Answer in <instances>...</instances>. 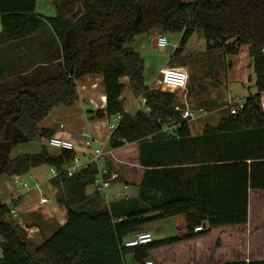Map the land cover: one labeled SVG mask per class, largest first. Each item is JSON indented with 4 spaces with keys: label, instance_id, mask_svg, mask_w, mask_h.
Segmentation results:
<instances>
[{
    "label": "trees",
    "instance_id": "obj_1",
    "mask_svg": "<svg viewBox=\"0 0 264 264\" xmlns=\"http://www.w3.org/2000/svg\"><path fill=\"white\" fill-rule=\"evenodd\" d=\"M36 4L37 0H0V176H24L41 166L55 168L57 174L49 181L67 219L37 242L27 230L33 225L23 226L12 212L19 200L6 203L0 198V264H145L154 249L206 234L213 226L246 224L247 171L243 197L231 193L235 189L232 177L226 196L220 173L206 165L200 166L194 194L183 185L187 170L182 166V188L169 198L155 195L161 165H169L170 147L191 136L189 119L175 110L180 103L176 92L152 89L145 83L144 59L127 44L141 34L180 33L174 60L182 57L195 32L202 34L209 51L238 54L248 45L257 92L246 98L238 114H230L207 132L261 126L264 0H53L55 16L37 13ZM91 73L103 76L107 104L87 113L91 119L121 115L111 133L110 148L138 143L140 164L146 170L137 196L111 201L108 206L97 192L88 193L97 165L68 175L75 150L51 153L43 146L38 153L11 157L21 143L53 138V131L40 127V122L55 107L73 106L79 100L77 81ZM124 76L133 93L145 99L148 113L126 112ZM168 171L165 168V175ZM169 217L175 219L177 235L135 247L125 245L152 223ZM201 225L205 230L196 233L195 227ZM129 253L134 258L128 261ZM212 264H264V260Z\"/></svg>",
    "mask_w": 264,
    "mask_h": 264
},
{
    "label": "crops",
    "instance_id": "obj_2",
    "mask_svg": "<svg viewBox=\"0 0 264 264\" xmlns=\"http://www.w3.org/2000/svg\"><path fill=\"white\" fill-rule=\"evenodd\" d=\"M45 10L46 9L41 8L40 0H37L36 12L44 16H53L52 14L56 11L53 0L52 7L49 8V11ZM1 29L0 20V32ZM195 33L199 34L200 32ZM195 33L192 35L191 39L194 38L196 35ZM180 38L181 34L179 33L176 49L179 46ZM189 45L190 41L185 49ZM208 53L209 56H206L207 63L200 67H192V64L191 66L188 65L189 61L184 58L176 60L172 58L169 62L172 67H191L190 80L186 89L187 91L185 90L186 93L184 95V99L189 102L195 115L193 119H189V128L191 132L190 138L182 141L181 143L174 142L169 149L170 152H167L168 154L171 153L170 160L166 162L169 165H161V198H169L175 195V193L179 191L178 189L182 188L180 185V181L182 179V174H180L182 166L186 168V174H189L190 195L195 193L196 177L199 173L200 166L202 165L209 166L208 169L210 171L212 170L220 173L222 183L225 184V188H223V190L226 196H228L229 193L227 191L228 181L232 177L235 189L231 193L237 198H239V194L242 197L244 195L243 178L247 171L249 176L248 222L246 224L213 226L206 234L198 233L197 237L193 239L184 240L170 246L152 250L150 252L151 256L156 257L158 256L157 252L160 249H164L166 247H176L177 245L188 246L189 252L187 255L185 254L180 259L171 258L170 261L162 259L163 261H161V264H212L238 260H264V256L251 258L241 251L240 252L242 254L240 255L242 257L232 260H222L218 257L214 258L215 249L210 250L211 252L209 257L213 258L212 260H200L203 255H197L195 253V251H202L201 244L204 240L211 236L212 232L215 231L219 233V236L221 235L223 240H227V243L230 244L232 241L237 247H247L248 245L264 248V125L251 126L231 133H218L214 131L207 132V130L216 128L225 117L230 115L231 105L244 103L250 94L257 92V88L255 87L256 75L254 73L252 59L249 55V46H242L238 54H224L220 51H208ZM221 55H223L224 61L220 59ZM197 72L201 73L200 82L196 81ZM254 78L255 80L252 83ZM123 83L125 84V90L127 93H125L124 90L122 99L124 100L126 112L130 113L132 105L129 104L127 108L125 104L129 98L134 99L135 97L132 102H137L138 100L141 101L142 104H145V99L142 96L137 97L133 93L129 85L128 77L125 78ZM77 84L79 100H77L73 106H59L53 108L51 111L58 116L57 120L60 119L61 121H57L52 118H44L40 122V127L52 130L54 134L53 137L55 138L73 142L75 144V151L76 147L79 145V139L74 137L73 130L81 131V137L83 132L90 131L100 139L102 146L106 151H108L111 149L110 136L112 131H110L109 126L112 123L110 122V119H91L90 114L87 113L90 109L99 110L106 108L107 99L103 76L101 74H87L81 77L77 81ZM240 84L247 87L248 93L244 95L243 101L236 103L233 101L231 102L234 96H231L230 93H238L237 87ZM153 89H158V87H154ZM261 102L264 109V92L261 95ZM145 107L146 108L141 111L148 113L149 108L146 104ZM165 129L170 132L173 131L172 127H166ZM44 140L45 143L43 146L47 147L48 140ZM87 149L88 148H86L85 145L82 148L84 152L88 151ZM133 157H138V161L140 162V147L138 143H127L121 148L113 149V156L107 157L106 159V163H108L111 168H115V171L121 175L120 179H118V181H116L112 186L115 188V192H126L131 197L138 194L139 185L143 179V175L139 177L136 185L131 186L128 184L129 182L127 183V181L130 179L128 172L133 169L129 168V164H125V161L122 162L119 158ZM163 159L164 156L161 152V162H163ZM182 161L185 163L180 165V162ZM165 168L169 169L168 175H165ZM138 169L143 172L142 167ZM48 171L49 168L47 172ZM209 178L211 179V176H209ZM117 186H121V188ZM18 193L12 194L11 200L17 196ZM42 193L49 198L51 195L56 196V189L51 185L49 180L43 182ZM40 195L41 193L37 191H34L33 193L31 192V194H22L17 205L20 214L23 212L27 213L38 211L40 215L39 218L48 220V223L51 222L49 225L53 226V229L56 225H63L67 219L66 210L58 205L56 201H54L53 205H50L51 198L49 203L40 205ZM32 199L37 200L36 206L27 208V206L31 205L29 203ZM169 219H173L175 221L174 217L161 219L159 221ZM22 220L23 219H21V221ZM253 221L256 222L255 226H253ZM32 225L33 231L35 233L39 232V226L34 224ZM149 231L152 232L150 225ZM231 231H233L232 234L230 233ZM244 231H250V238H247V236L245 237L242 234ZM243 239H247L246 242ZM240 241L242 242L239 243ZM247 241L250 242L247 243ZM191 246L194 247L193 250ZM196 248H198V250ZM161 252L163 253L164 250H161ZM219 255H227V253L221 252Z\"/></svg>",
    "mask_w": 264,
    "mask_h": 264
},
{
    "label": "rangeland",
    "instance_id": "obj_3",
    "mask_svg": "<svg viewBox=\"0 0 264 264\" xmlns=\"http://www.w3.org/2000/svg\"><path fill=\"white\" fill-rule=\"evenodd\" d=\"M40 6L42 9H46L45 11H49V8L52 7V0H40ZM54 13L52 14L53 16L56 15V11H54ZM159 34H162V33H159ZM195 34L196 35L194 36V38L190 40V45L182 52L181 58L187 59L189 61L188 65L191 66V64H192V67H200L203 64L207 63L206 56H209L208 55L209 50H208L206 40L204 39L202 34H200V33L199 34L195 33ZM165 35H167V38H168V45L165 48L154 47L153 38L157 36L156 33L138 35L136 37L135 41L127 44L128 47H132L138 53H140V55L143 57L144 63H145V72H144L145 83L148 86H150L152 89L154 87H158L156 79L160 76V71L165 67L171 66L169 64V62L173 58L174 51L176 50V47H177L176 44L178 43V39H179V33H167ZM220 59L223 60V55H221ZM186 69L189 71V73H191V67H189V68L187 67ZM200 74H201L200 72H197V80L196 81H198V82H200V80H201ZM125 78H127V76L122 77L121 81L123 82L125 80ZM254 80H255V78L252 80V83ZM237 90H238V93H235V92H234V94L230 93L231 96H234V98H233V100H231V102L233 101L234 103H236L239 101H243L244 95H246L248 93L247 87L243 86L241 84L238 85ZM186 91L184 90V91H177L176 92L179 101L184 99V95H185ZM125 93H127L126 90H125ZM220 95H221V93H220ZM134 99H135V97H134ZM134 99L129 98L127 100V102L125 103L127 108L129 106V104L132 105V109L130 111L131 114H135L137 111L144 110L146 108L145 104H142L141 101L137 100V102H135V101L132 102V100H134ZM233 105H235V104H233ZM45 118L46 119L52 118L54 120H57L58 116L55 115L54 112H51ZM114 119H115V117H112L110 119V122L113 123ZM57 121H61V120L58 119ZM62 122L65 123L64 121H62ZM81 133L82 132L79 130H73L74 137L79 139V145H78L79 148L76 147V155L80 156V158L84 160L89 156L90 150L87 149L88 151H86V152L83 151L84 149L82 150V148L84 146V140L81 137ZM44 143H45L44 139H37L35 141L21 143V144L17 145L12 150L11 157H17V156H20L23 154H29V153H31V154L32 153H38L41 151ZM47 148L51 153H56L59 151V148L53 147L49 144L47 145ZM81 151H83L84 153ZM119 159L122 162L125 161L124 163L129 164L128 167L133 169V170H129V172H128L130 179H129V181H127V183L129 182L128 184H130L131 186L136 185L139 177L142 175L144 177V173L146 171L145 167H143L140 164V162L138 161V157L119 158ZM140 167L143 168V172L140 169H138ZM112 169L115 171V168H112ZM47 170H48L47 166H41L37 169L31 170L29 173L25 174L23 178L25 180H28L29 183H31L30 177L33 178V176H34L36 179L40 180V182H42V185H43V182L47 181L49 178ZM116 173H118V172H116ZM120 177H121V175L118 174V179H120ZM34 180L35 179H33L32 181H34ZM159 180H160V182L158 183L159 188H158V190L155 191V195L157 197L161 196V179H160V177H159ZM183 181H184V184H183L184 186H187V185L189 186V174L188 173L183 176ZM117 187L121 188V186H117ZM93 192H94V187L89 186L88 187V193H93ZM113 192H115L114 187L109 189V193H113ZM15 193H18V188L14 184L13 178L9 175H1L0 176V194H1L0 198L4 202L10 203L11 202V196H12V194H15ZM27 194H29V193H27ZM135 196H137V194ZM50 198H51L50 205H53L54 201H55V196L51 195ZM29 204H31V205L27 206V208H31L32 206H36L37 200L32 199ZM45 204H47V203H45ZM105 205L108 206L109 204L107 203ZM24 206H26V205H24ZM17 210H18V208H17ZM18 214H19V221H21V219H23L21 221L23 223V226L32 225V224H36L39 226L41 231L39 230V232L35 233L32 229L33 233L31 235V236H33V240H35L37 242H40L44 237L49 236L51 233H53L54 230H56L58 228V225H56V227L53 229V226L49 225V224H51V222L48 223V220L40 219L39 218L40 215H39L38 211L27 212V213L23 212L22 214H20V212H19ZM255 224H256V222L253 221V226H255ZM150 227L152 230V235H153L154 240H161L162 238L172 237V236H175L178 234L177 229H176V224H175V221L173 219L164 220V221H157L155 223H152L150 225ZM31 228H33V227H31ZM147 230H149V226H148ZM232 232L233 231H231L230 233L232 234ZM242 234L245 237L247 236V238L248 237L250 238V231L249 232L244 231V232H242ZM251 235H252V233H251ZM243 240H245V242H246L247 239H243ZM241 242L242 241H240L239 243H241ZM248 242H250V241H247V243ZM0 243H1V237H0ZM201 247H202V251H195V253L197 255L198 254L203 255L201 257L202 259H200V260H212L213 258L209 257L211 249L216 250L215 254H214V258L218 257L222 260H232V259L241 258L242 257L240 255V254H242L241 252H243L244 254L248 255L251 258H259V257L264 256V253H263L264 248L248 246V245H247V247H242V246L237 247L235 245V243H233L232 241L229 244V243H227V240L226 241L223 240V238L221 237V235L219 236V233L217 231L212 232L211 236L208 239L203 241V243L201 244ZM191 248H192V250L194 249L193 246H191ZM196 249L198 250V248H196ZM0 250H1V247H0ZM161 250L162 251L164 250V252L162 253ZM158 252H157L158 256H156V257L151 256V258H150L154 261L155 264H161V261H163L162 259H165V261L166 260L170 261L171 258L180 259L185 254L187 255L189 250H188V246L177 245L176 247H166L164 249H160ZM221 252H225V253H227V255H219ZM132 257L134 258V255L131 253L127 254V256H126L128 261L131 260Z\"/></svg>",
    "mask_w": 264,
    "mask_h": 264
},
{
    "label": "built area",
    "instance_id": "obj_4",
    "mask_svg": "<svg viewBox=\"0 0 264 264\" xmlns=\"http://www.w3.org/2000/svg\"><path fill=\"white\" fill-rule=\"evenodd\" d=\"M157 47L165 48L168 45V38L165 34H157ZM264 52V47H263ZM190 80V73L185 67H166L160 71V76L156 79L158 84V89L167 92H177V91H184L187 89L188 83ZM244 103H237L235 105L230 106V114H238L239 111L243 108ZM175 110L179 111L182 117L187 119L194 118V111L192 110L189 102L184 99L179 104L175 106ZM121 115H118L113 120V123L109 126L110 131H113L118 123L120 122ZM84 145L88 148L89 156L86 159H81L80 156H76L72 164H70L67 168V173L69 176L74 175L75 173L79 172L82 169L89 167L90 165H97L98 167V174L97 177L92 184L94 187V191L97 192L102 196L106 203H110L111 201L118 200L121 198L128 199L131 197L126 192H113L109 193V189L113 186V184L118 181V173L114 171L107 163V157L113 156V150L106 151L105 148L102 146L100 139L94 135L90 131H85L82 134ZM48 144L61 149H68V150H75V144L71 141L60 139V138H51L48 140ZM57 174L55 168H49L48 175L49 178L54 177ZM24 176L16 175L13 177V182L19 190L17 196L13 199L19 200L22 194L31 193L34 191L40 192V205L45 203H49L50 198L45 196L42 193V182L36 179L34 176L33 178L30 177L31 183L28 180L23 178ZM35 179L34 181H32ZM15 218L19 219V212L17 207L12 210ZM21 222V221H20ZM28 234L30 237L33 231L32 228H28ZM205 230L204 225L195 227V232H202ZM154 238L152 232L149 230L140 232L135 234L131 239H128L125 242L127 247H135L144 244H148L153 242ZM145 264H155L152 259H148Z\"/></svg>",
    "mask_w": 264,
    "mask_h": 264
},
{
    "label": "water",
    "instance_id": "obj_5",
    "mask_svg": "<svg viewBox=\"0 0 264 264\" xmlns=\"http://www.w3.org/2000/svg\"><path fill=\"white\" fill-rule=\"evenodd\" d=\"M153 45H154V47H157V37L153 38Z\"/></svg>",
    "mask_w": 264,
    "mask_h": 264
}]
</instances>
